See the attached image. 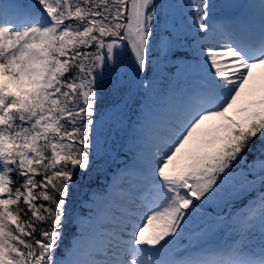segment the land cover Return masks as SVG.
<instances>
[{
  "label": "snow or ice",
  "instance_id": "obj_1",
  "mask_svg": "<svg viewBox=\"0 0 264 264\" xmlns=\"http://www.w3.org/2000/svg\"><path fill=\"white\" fill-rule=\"evenodd\" d=\"M132 95L134 182L74 215ZM0 264H264V0H0Z\"/></svg>",
  "mask_w": 264,
  "mask_h": 264
},
{
  "label": "trees",
  "instance_id": "obj_2",
  "mask_svg": "<svg viewBox=\"0 0 264 264\" xmlns=\"http://www.w3.org/2000/svg\"><path fill=\"white\" fill-rule=\"evenodd\" d=\"M29 2H32V0H28ZM159 2V0H157ZM172 3L180 4L185 3L187 0H171ZM176 16H177V22L182 23L180 17L182 10L176 9ZM159 31H163L161 28ZM102 103L99 104L100 111H106L110 105L115 103L118 100V97H115L110 94H105L102 96ZM143 96L141 95H132L129 103L127 104V108L124 109V115L122 116L121 121L118 122L117 126H113L112 132H113V138L114 143H110L108 145L112 148L113 152V160L109 161V164L106 165L107 170H101L99 172L94 171L92 173L91 179L88 178L87 175L83 177V179L80 180V186L79 190L76 194V205L75 214L80 215H87L89 203H91V200L93 199V194L102 195L105 191V187L107 185V180L109 177V173L111 170L119 163L118 158L121 160H124V158L132 155L135 153L136 149L133 147V137H134V130L136 127L131 126V124H137V120L140 118L139 114L141 110L144 108ZM140 101L141 103H137ZM99 118V117H98ZM129 149H132L131 151ZM254 153H249V161L252 160ZM79 172L77 173V176L79 177ZM253 194H244L241 198H237L233 205V210L239 209L248 198H251ZM81 204H83V207H81ZM77 226L74 221L69 223L66 226L65 229V238H64V248L61 251V258L63 257V251L67 249L69 244V239L75 235V228ZM76 236V235H75Z\"/></svg>",
  "mask_w": 264,
  "mask_h": 264
},
{
  "label": "rangeland",
  "instance_id": "obj_3",
  "mask_svg": "<svg viewBox=\"0 0 264 264\" xmlns=\"http://www.w3.org/2000/svg\"><path fill=\"white\" fill-rule=\"evenodd\" d=\"M25 1H28V0H20V2L23 3V4H26ZM213 2L219 5V4L223 3L224 0H213ZM233 2L237 3V4H247L248 3V4H257L258 5L259 0H233ZM255 9L258 11V8H255ZM214 15H216V17H217L216 19H214V21H213L214 23H228L229 22L227 19H225V18H223V17H221L219 15V9H214ZM257 15H258V12H257ZM223 40H224V37L221 34V41H223ZM129 100H130V98L127 99V101H126L127 104L129 103ZM121 119H122L121 117H117L116 118V122L112 123V127L113 126H117L118 122L121 121ZM131 126H134V127L137 128L138 124H131ZM106 131H107V129H106ZM113 135L114 134H113L112 129H111L110 133H108L107 148L109 149V152H110L112 157H114L113 156V152L111 151L112 148L109 147L108 145H110V143H114ZM137 159H138V156H137V152L136 151L132 155L124 158V160H121V159L118 158L117 160H119V163L109 173V177H108V180H107V185L105 187V191L100 196H103L105 193H107L109 191V186L112 185L114 182L115 183H119V180H121L120 179L121 177H123L124 179L126 178L127 180H134V178L132 176H128V175L125 174V169L131 170L133 168V165L136 164ZM245 194H251V195L253 194V196L251 198H248V200H246L243 205L251 204L253 198L256 195V193L255 192H251V193H245ZM93 198H94V196H93ZM243 205L239 209L243 210ZM74 223L78 226V224L75 221H74ZM78 230H79V227L75 228V230H74L75 235H77ZM75 235L69 239L68 247H70L71 244L73 243V241H74V239L76 237ZM185 245H186V240L185 241H180L178 243V250H177V257H176L177 259L182 258L181 252H182V249L184 248Z\"/></svg>",
  "mask_w": 264,
  "mask_h": 264
},
{
  "label": "bare ground",
  "instance_id": "obj_4",
  "mask_svg": "<svg viewBox=\"0 0 264 264\" xmlns=\"http://www.w3.org/2000/svg\"><path fill=\"white\" fill-rule=\"evenodd\" d=\"M27 4H29V3H26V5H27ZM247 4H248V3H247ZM250 11H251L253 14H256V15H257V12H258V11H257L256 9H251ZM217 38L221 40V34H220V33L217 34ZM120 176H121V175H120ZM120 182H121V180H119V183H120ZM123 182L126 183V184H129V183L134 182V180H127V179L125 178V179H123Z\"/></svg>",
  "mask_w": 264,
  "mask_h": 264
}]
</instances>
